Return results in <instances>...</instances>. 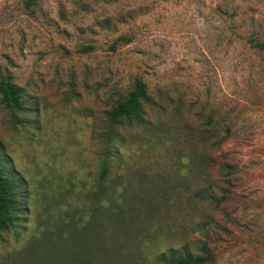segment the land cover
Returning <instances> with one entry per match:
<instances>
[{
	"label": "rangeland",
	"instance_id": "obj_1",
	"mask_svg": "<svg viewBox=\"0 0 264 264\" xmlns=\"http://www.w3.org/2000/svg\"><path fill=\"white\" fill-rule=\"evenodd\" d=\"M30 1L0 0V77L30 108L0 103L28 191L0 264H173L202 242L264 264V0ZM135 79L150 128L108 116ZM213 110L233 130L212 147L188 132Z\"/></svg>",
	"mask_w": 264,
	"mask_h": 264
},
{
	"label": "trees",
	"instance_id": "obj_2",
	"mask_svg": "<svg viewBox=\"0 0 264 264\" xmlns=\"http://www.w3.org/2000/svg\"><path fill=\"white\" fill-rule=\"evenodd\" d=\"M35 1L31 0L30 2ZM24 96L23 90L11 82L7 76L0 77V103L11 112L13 119L18 123L22 121V118H20L21 114L26 113L30 109ZM148 105H156L155 100L148 93L145 82L141 79H135L130 91L113 106L108 116L113 123L126 121L130 125H147L150 128L155 124L146 120L144 116L145 107ZM223 113L225 112L223 111ZM219 115L218 112L211 111L207 115L206 124L194 129V131H192V128L189 129L188 134L191 135L194 132L195 136L205 141V143H209L210 146H219L230 136L233 130V126L224 121L227 116L223 114V123H220L219 120L221 119H216ZM208 159L213 161L212 157ZM219 168L230 170L231 166L223 162ZM16 175L18 173L13 170L11 160L3 143L0 141V230L14 226V221L19 219L26 211L25 201L28 197V191L24 186V180ZM203 191L201 189L197 190L195 197L206 199V197L201 195ZM208 198L216 203H220L221 199H223V197L215 198L213 195H209ZM51 259H53V255L49 258L47 256V259L44 258L37 261L36 264H49ZM59 261L60 264H64L61 259ZM212 261L213 254L206 242L201 243L199 252L195 255L185 253L170 259L173 264H211Z\"/></svg>",
	"mask_w": 264,
	"mask_h": 264
}]
</instances>
